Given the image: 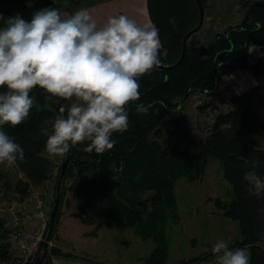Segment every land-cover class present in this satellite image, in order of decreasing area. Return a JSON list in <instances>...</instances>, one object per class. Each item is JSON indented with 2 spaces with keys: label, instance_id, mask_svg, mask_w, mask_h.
I'll return each mask as SVG.
<instances>
[{
  "label": "trees",
  "instance_id": "obj_1",
  "mask_svg": "<svg viewBox=\"0 0 264 264\" xmlns=\"http://www.w3.org/2000/svg\"><path fill=\"white\" fill-rule=\"evenodd\" d=\"M30 1L0 0V15L5 19L20 15L30 20L35 13L28 4ZM200 1L205 8L208 0ZM241 4L245 14L238 26L217 32L207 46L193 45L188 39L185 55L176 67H159L140 77V99L135 103L153 106L147 114L137 113L134 104L128 106V129L113 133L116 143L110 151L102 155L87 153L83 150L87 141L71 147L65 179L74 176L75 181L65 186L64 180L50 240L56 230L64 192L69 189L75 195V214L84 223L94 224L95 228L129 225L142 239H151L155 244L145 257L146 263L167 264L164 261L168 242L166 226L175 215V182L182 177H199L207 157L214 155L221 164L231 196L228 201L216 198L214 204L224 216L237 222L241 236L230 248L246 246L250 264H264V212L261 211L264 192L253 194L244 180L249 171L264 179V148L256 147L264 140V0H242ZM146 8L151 24L159 30L161 51L168 50L167 57L161 56L162 65H172L180 57L184 34L198 21L197 4L195 0H146ZM3 26L4 21H0V27ZM239 67L248 68L256 84L239 95L229 96L234 107L226 114H217L205 136L182 131L181 112L186 100L194 93L216 99L222 75ZM190 89L191 94L182 101ZM3 91L6 89H0ZM30 95L35 103L28 119L15 128L4 125L0 129L24 149L25 159L17 161L16 167L26 178L18 179L15 185L22 195L29 190L30 183H41L52 173L53 163L43 151L59 100L48 98L39 87ZM170 123L174 124V131L186 137L193 151L166 149L161 145L159 138L163 132H170L167 129ZM5 183L8 185L6 179ZM8 249L5 222L0 220V261L10 257ZM53 255L68 253L51 245L40 264H52ZM212 255L205 253L174 264L197 263Z\"/></svg>",
  "mask_w": 264,
  "mask_h": 264
},
{
  "label": "clouds",
  "instance_id": "obj_2",
  "mask_svg": "<svg viewBox=\"0 0 264 264\" xmlns=\"http://www.w3.org/2000/svg\"><path fill=\"white\" fill-rule=\"evenodd\" d=\"M0 27V129L24 123L34 106L30 95L39 87L48 98L73 101L52 124L46 141L50 156H64L70 148L88 142L87 153L102 155L116 141L113 133L129 126L128 106L147 114L153 106L140 99L139 79L162 65L159 30L140 25L125 14L108 17L102 25L87 9L63 17L57 8L36 11L30 20L20 15ZM259 26V25H258ZM25 159L24 149L0 130V165L12 168ZM250 191L264 192V179L245 173ZM264 212V209L261 210ZM215 264H250L244 248H229L217 241L212 248Z\"/></svg>",
  "mask_w": 264,
  "mask_h": 264
},
{
  "label": "rangeland",
  "instance_id": "obj_3",
  "mask_svg": "<svg viewBox=\"0 0 264 264\" xmlns=\"http://www.w3.org/2000/svg\"><path fill=\"white\" fill-rule=\"evenodd\" d=\"M70 1L74 3L79 2V0ZM236 1L238 3L237 7L238 5L240 6L244 17L245 8L241 4L242 0ZM30 2L28 4L34 12L43 8L58 7V3L55 0H31ZM224 4V0L212 1L211 7L204 15L203 25L195 32L196 34L194 33L195 35L189 38L191 44L196 45L194 44V40L200 38V42L203 41L205 46H207L213 41L214 32L223 31L227 27L238 26L241 23L240 21L234 25L229 24L227 26L234 16H238L239 12L235 2L228 0L226 6ZM251 59H255V57H251ZM240 68L244 69L243 67ZM236 69L222 75L216 99L209 100V97L204 94L194 93L186 100L181 112L183 119L180 128L182 131L196 137H203L214 122L217 114H226L232 109L226 100L233 92L231 89L232 80L230 73ZM246 71L250 73L248 68H246ZM199 100H201L200 103ZM72 102L66 101L62 105L65 109V116ZM167 129L170 132L164 130L166 132H163L159 138V142L164 148L177 147L193 151L186 137L182 133L174 131V124L170 123ZM49 130L52 131V125ZM256 147L264 148V140H260L256 144ZM43 154L53 163L52 173L41 183H30L29 190L23 195L16 190L15 185L18 179L25 180L24 174L16 166L8 168L5 165H0L2 174V176L0 175V185L3 186L6 197L21 200L28 196L29 192L33 191L41 195L45 207L47 206L50 210L57 174L63 156H50L46 148ZM5 179L8 181V185L5 183ZM74 181V176H67L65 186H69ZM174 195L173 211L175 215L168 222V226H166L168 242L164 261L167 264L190 260L193 257L210 253L216 242L220 240L225 241L229 248L237 240H240L241 236L237 222L230 217L224 216L214 204L216 198L228 201L231 197L229 184L222 176L221 164L214 155L207 157L204 171L199 177L190 179L182 177L177 179L174 186ZM62 202H65L69 206L71 205V207L75 205L76 208L75 195L69 189L65 190ZM138 234L131 226L121 225L113 226L112 228H96L88 233H81L77 238L68 241H72L77 249H91L90 251H92L93 255L103 258L112 257L116 264H147L145 257L150 254L155 244L151 239H142ZM54 238L53 235L50 240L52 241L50 246L54 245ZM243 248L250 255L249 248L246 246ZM8 259L4 261L7 262ZM215 259V256L212 255L197 263L186 262L184 264H215ZM33 260L34 258L31 259V261ZM0 263L2 262L0 261Z\"/></svg>",
  "mask_w": 264,
  "mask_h": 264
},
{
  "label": "crops",
  "instance_id": "obj_4",
  "mask_svg": "<svg viewBox=\"0 0 264 264\" xmlns=\"http://www.w3.org/2000/svg\"><path fill=\"white\" fill-rule=\"evenodd\" d=\"M58 3V9L63 17H67L75 13L79 9H87L97 20L98 24H103L106 22L108 17L118 14H125L130 18L137 21L138 24H151L147 8L146 0H79L78 3H74L70 0H55ZM213 0L207 1V6L204 9V15L208 12L211 7ZM223 1V0H222ZM226 3L228 0H224ZM236 3V8L238 10V16H234L233 20L227 24V26L234 25L238 22H242L243 13L241 12L240 6L237 7L236 0H230ZM205 19V17H204ZM203 19V22H204ZM203 25V23H202ZM201 28V27H200ZM199 28V29H200ZM198 29V30H199ZM197 30V31H198ZM196 31V32H197ZM221 31H216L214 34ZM196 34V33H195ZM194 34V35H195ZM215 36V35H214ZM195 39V38H194ZM194 40L197 46H205L200 38ZM62 209L60 210L58 222L56 225V230L54 233V245L58 246L63 252L68 253V255H53L51 256L52 264H116L113 258H103L100 256L93 255L91 249H77L72 241H68L77 238L81 233H88L93 231L95 228L94 224L84 223L80 217L75 214L77 212L75 205L65 204L62 202ZM68 206V207H67ZM112 228L109 226H100V228ZM92 236V235H91ZM94 236V235H93ZM97 236V234H96ZM84 237V236H83ZM115 240V239H114ZM52 242V241H51Z\"/></svg>",
  "mask_w": 264,
  "mask_h": 264
},
{
  "label": "built area",
  "instance_id": "obj_5",
  "mask_svg": "<svg viewBox=\"0 0 264 264\" xmlns=\"http://www.w3.org/2000/svg\"><path fill=\"white\" fill-rule=\"evenodd\" d=\"M230 77L232 95H239L256 84L255 77L251 72L247 73L246 68H237L230 73ZM226 102L231 108L234 107L229 98ZM28 194L21 200L8 198L0 185V220L5 222L10 254L8 261H1L0 264H25L35 258L34 254L36 256L50 210L45 207L40 194L33 191Z\"/></svg>",
  "mask_w": 264,
  "mask_h": 264
},
{
  "label": "water",
  "instance_id": "obj_6",
  "mask_svg": "<svg viewBox=\"0 0 264 264\" xmlns=\"http://www.w3.org/2000/svg\"><path fill=\"white\" fill-rule=\"evenodd\" d=\"M196 4H197V8H198V21L197 23L190 28L183 36L182 39V51L180 54V57L178 58V60L172 64V65H161L160 67H164L166 69H171L173 67H176L181 60L183 59L185 52H186V46H187V40L189 39V37L195 33L201 26L203 23V19H204V8L201 4L200 0H195ZM192 90H188L184 96L182 101H184L190 94H191ZM65 100H61L59 99L55 105V111L56 114L58 115L60 113V108H62V105L65 103ZM71 149V148H70ZM69 157H70V150L69 152L63 156L62 158V162L60 165V169H59V173H58V177H57V181H56V186H55V190H54V194H53V199H52V203H51V208H50V212H49V217L47 220V224L46 227L43 231L42 234V239L39 242L37 251H36V256L34 258L33 264H40L42 259L48 255L49 252V247H50V234L52 232L53 229V225L56 219V215H57V211H58V207H59V203H60V198H61V194H62V190H63V186H64V180H65V171H66V167L69 161Z\"/></svg>",
  "mask_w": 264,
  "mask_h": 264
}]
</instances>
